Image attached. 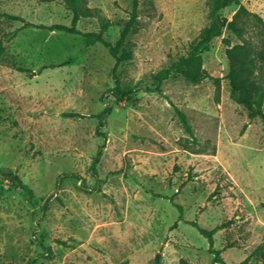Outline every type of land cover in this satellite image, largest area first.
I'll use <instances>...</instances> for the list:
<instances>
[{
    "label": "rangeland",
    "instance_id": "374dc122",
    "mask_svg": "<svg viewBox=\"0 0 264 264\" xmlns=\"http://www.w3.org/2000/svg\"><path fill=\"white\" fill-rule=\"evenodd\" d=\"M241 2L264 19V0ZM88 5L111 20L105 37L115 42L133 0ZM237 8L222 16L231 20ZM0 11L34 24L72 21L63 0H0ZM208 11V0H139L127 38L132 57L116 71L122 89L136 90L126 101L110 92L115 59L103 44L0 20V166L35 194L28 200L0 175V264H212L209 241L191 221L220 227L214 248L227 263L264 264V122L231 98L226 77L238 61L229 50L243 41L224 29L202 53L219 86L174 74L161 94L146 90L158 71L188 54ZM77 26L99 30L96 18ZM253 68L264 80V58Z\"/></svg>",
    "mask_w": 264,
    "mask_h": 264
},
{
    "label": "trees",
    "instance_id": "16d2710c",
    "mask_svg": "<svg viewBox=\"0 0 264 264\" xmlns=\"http://www.w3.org/2000/svg\"><path fill=\"white\" fill-rule=\"evenodd\" d=\"M65 7L71 11L72 21L71 25L65 24H34L25 20L23 17L15 14L0 11V20H19L23 22L21 28L27 26H34L37 28H46L49 30H59L71 34H80L86 39V44L92 46L96 43L103 44L111 56L115 59V66L113 68V75L116 79V85L110 89L112 95L119 101L129 100L135 88L127 86L121 88L119 86V79L116 75L117 67L120 63L131 59L132 53L127 49V38L135 31L138 23V8L139 0H133L132 10L129 12V17L122 24V29L118 39L115 42L108 40L105 33L112 26L109 18L103 15L98 7H90L88 0H63ZM237 5L238 8L234 12L232 19L228 20L222 16V10L231 6ZM208 17L209 24L205 26L199 36L190 43V50L187 55L180 57L177 61L173 62L168 68L161 69L153 77V87L146 90L162 93V83L169 79L174 74H180L187 81L198 83L206 78H211L219 86L220 79L214 78L203 67L202 53L206 51L211 41L218 36H221L224 29H227L234 34L238 39L243 41L240 45H234L230 48L231 59L238 60L236 64L230 69L227 78L230 84V96L238 104L244 106L248 110L251 119L259 117L264 122V80L263 75H254V66L258 57L264 58V19L258 13L250 11L241 0H208ZM81 18H96L99 22L98 31H81L78 28V22ZM253 23L254 29L250 31L249 24ZM21 28L15 29L11 32L10 37H15ZM256 37L259 44H254V40L248 36ZM229 45V41H228ZM260 45V46H259ZM6 50L4 40L0 37V58ZM22 70V69H21ZM175 113L182 124L185 131L194 136L193 128L188 121L187 115L179 107L174 106ZM70 116H78L77 113H71ZM99 119L98 130L104 125V114L99 113L94 115ZM99 132V131H98ZM101 135H104L101 133ZM101 146L94 157L93 170L99 162L102 155ZM0 175L3 179L9 180L28 200L33 201L35 194L31 186L24 182L21 176L11 168L0 166ZM180 211L179 220L183 219V208L179 204H175ZM190 224L198 227L200 232L207 237L209 241V252L213 254L212 264H229L222 257L221 250L214 248V234L220 227L213 229H205L198 225L197 222L191 221ZM177 225V222L174 226ZM264 246H260L263 249ZM161 251L157 253L155 260L160 262ZM248 259L240 262L239 264L247 263ZM185 264V262H183Z\"/></svg>",
    "mask_w": 264,
    "mask_h": 264
}]
</instances>
